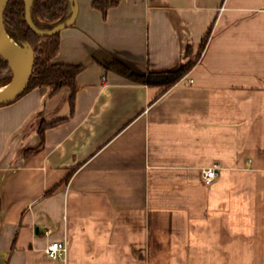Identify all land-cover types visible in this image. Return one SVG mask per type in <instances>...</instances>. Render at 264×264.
Segmentation results:
<instances>
[{"label": "crops", "instance_id": "1", "mask_svg": "<svg viewBox=\"0 0 264 264\" xmlns=\"http://www.w3.org/2000/svg\"><path fill=\"white\" fill-rule=\"evenodd\" d=\"M95 1L52 60L82 67L73 113L68 88L0 107V264L63 240L65 264H264V0ZM114 59L193 66L162 92Z\"/></svg>", "mask_w": 264, "mask_h": 264}, {"label": "trees", "instance_id": "2", "mask_svg": "<svg viewBox=\"0 0 264 264\" xmlns=\"http://www.w3.org/2000/svg\"><path fill=\"white\" fill-rule=\"evenodd\" d=\"M118 2L119 0L95 1L93 7L105 15L106 11L116 6ZM74 5V0H31V22L40 31H50L71 17ZM24 15L23 0H7L3 11L5 32L10 41L23 53L25 58H27L30 51L33 53V63L28 84L16 100L30 91L39 88H50L51 95L57 93L62 88H68L70 90L68 102L70 105V113L72 114L74 97L77 90L75 78L82 70V67L52 62L59 48L60 32L47 37L38 36L29 29ZM204 46L205 39L200 46V52L203 51ZM111 66L119 73L126 75L138 83L148 87H160L162 92H165L177 84L190 71L193 62H189L173 71L148 72L146 74H137L116 59L112 61ZM9 73L10 70L7 63L0 57V88L10 83L11 78ZM56 123L57 121L52 123L41 121L39 123V147L43 145L45 129Z\"/></svg>", "mask_w": 264, "mask_h": 264}, {"label": "water", "instance_id": "3", "mask_svg": "<svg viewBox=\"0 0 264 264\" xmlns=\"http://www.w3.org/2000/svg\"><path fill=\"white\" fill-rule=\"evenodd\" d=\"M6 2L7 0L4 2L3 5H1L0 3V57L2 58L3 61L7 63L9 67L11 73V81L8 85H10L11 87L6 95L0 97V106L8 105L14 102L25 90L29 81L31 66L33 63V53L30 51L27 58H25L23 53L10 41V39L8 38L5 32L3 25V11ZM23 2H24V11H25L24 18L27 26L33 33L41 37L55 35L61 32L62 30L70 27L73 24L76 16V2L74 0L75 5L73 8V12L71 17L67 21L58 24L50 31H40L33 25L30 19L31 0H23ZM16 51H20V53L22 54V56L24 57V59L28 64V68L26 72L23 71V68L17 59Z\"/></svg>", "mask_w": 264, "mask_h": 264}, {"label": "built area", "instance_id": "4", "mask_svg": "<svg viewBox=\"0 0 264 264\" xmlns=\"http://www.w3.org/2000/svg\"><path fill=\"white\" fill-rule=\"evenodd\" d=\"M222 11H223V7H220L218 9V13H221ZM215 169L216 167H212L204 170L203 180L206 185H210L211 182L214 180L216 175ZM48 234L49 232L45 233V236H47ZM66 252H67V244L65 240L49 242L44 248V253L50 261L59 262L61 264L66 263Z\"/></svg>", "mask_w": 264, "mask_h": 264}, {"label": "bare ground", "instance_id": "5", "mask_svg": "<svg viewBox=\"0 0 264 264\" xmlns=\"http://www.w3.org/2000/svg\"><path fill=\"white\" fill-rule=\"evenodd\" d=\"M5 1L6 0H0L1 5H3ZM16 55H17V59H18L20 65L23 68V71L26 72L27 68H28V64H27L26 60L24 59V57L22 56L20 51H16ZM10 87H11L10 85L2 87L0 90V97L6 95L9 92Z\"/></svg>", "mask_w": 264, "mask_h": 264}, {"label": "rangeland", "instance_id": "6", "mask_svg": "<svg viewBox=\"0 0 264 264\" xmlns=\"http://www.w3.org/2000/svg\"><path fill=\"white\" fill-rule=\"evenodd\" d=\"M9 76H10V78H11V74L9 73ZM0 90H1V88H0Z\"/></svg>", "mask_w": 264, "mask_h": 264}]
</instances>
